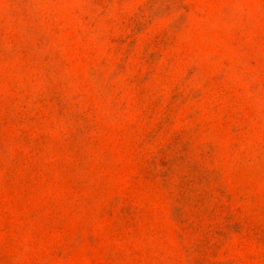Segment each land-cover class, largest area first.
<instances>
[{"label":"rangeland","instance_id":"1","mask_svg":"<svg viewBox=\"0 0 264 264\" xmlns=\"http://www.w3.org/2000/svg\"><path fill=\"white\" fill-rule=\"evenodd\" d=\"M0 264H264V0H0Z\"/></svg>","mask_w":264,"mask_h":264}]
</instances>
